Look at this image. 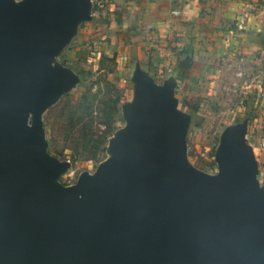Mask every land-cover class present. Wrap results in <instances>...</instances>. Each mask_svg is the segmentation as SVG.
Instances as JSON below:
<instances>
[{
  "label": "water",
  "instance_id": "1",
  "mask_svg": "<svg viewBox=\"0 0 264 264\" xmlns=\"http://www.w3.org/2000/svg\"><path fill=\"white\" fill-rule=\"evenodd\" d=\"M93 0H0V264H264V187L248 119L225 131L217 177L186 164L191 116L173 77L132 73L117 159L58 184L68 162L42 122L76 77L55 56L93 19Z\"/></svg>",
  "mask_w": 264,
  "mask_h": 264
},
{
  "label": "crops",
  "instance_id": "2",
  "mask_svg": "<svg viewBox=\"0 0 264 264\" xmlns=\"http://www.w3.org/2000/svg\"><path fill=\"white\" fill-rule=\"evenodd\" d=\"M111 2L85 31L108 55L117 53L132 73L141 65L158 84L173 77L179 105L242 90L255 100V121L264 118V0ZM189 48L193 64L183 78L177 66Z\"/></svg>",
  "mask_w": 264,
  "mask_h": 264
},
{
  "label": "rangeland",
  "instance_id": "3",
  "mask_svg": "<svg viewBox=\"0 0 264 264\" xmlns=\"http://www.w3.org/2000/svg\"><path fill=\"white\" fill-rule=\"evenodd\" d=\"M22 1L12 0L14 4ZM98 3L100 6L112 4L111 0H93L92 8ZM94 15L97 18L101 16L99 11ZM90 24L91 21L80 22L76 35L55 56L57 63L76 77L72 86L38 115L30 113L26 118L27 127H31L34 119L42 122L48 153L61 162L69 163L57 181L65 187L76 186L82 174L93 175L101 165L117 159L111 150V141L128 126L124 107L134 95L131 80L133 67L123 66L121 57L114 61L107 59L111 56L100 45H95L90 35L85 34ZM118 94L122 101L118 114L114 116L113 132L106 144L101 146V149L105 147V151L92 156L96 148L90 139L108 132L104 125V113H108L110 107L106 103ZM189 99L191 103L188 107L182 103L179 105L191 116L186 137V164L203 176L217 177L216 152L225 131L243 121L250 111L248 137L251 142V135L264 124V118L255 121L256 107L247 104L249 97L245 98L242 90L232 92L221 88L216 94L210 92L208 96H191ZM195 106L198 110H194ZM252 147L257 158L258 184L263 188L264 150L258 149L256 143Z\"/></svg>",
  "mask_w": 264,
  "mask_h": 264
},
{
  "label": "trees",
  "instance_id": "4",
  "mask_svg": "<svg viewBox=\"0 0 264 264\" xmlns=\"http://www.w3.org/2000/svg\"><path fill=\"white\" fill-rule=\"evenodd\" d=\"M97 11H102V7H100V5H98V4L93 8V14H95V12H97ZM93 19H92V21H93ZM184 53L186 54L185 57L181 61H179L178 66H177V68L180 71V74L183 78L186 77V75H188V71L190 70V68L192 67V64H193L192 50L190 48L186 49L184 51ZM106 58L114 61L118 58V54L115 53L114 56L106 57ZM249 100L250 101L247 104L250 107L251 106L256 107L255 106V100H251L250 98H249ZM121 101H122V98H121L120 94H118L115 99L107 101L106 105L110 107V111L108 113H104L105 120H106L104 122V125L107 128L108 132H104V135H100L97 138L90 139V140H93V142L95 144V148H96L95 150H93L92 156H97L100 152L105 151V147L103 149H101L102 148L101 146L106 144L108 138L110 137V135L113 132L114 116L116 114H118V112H119V103ZM194 110H198V106H195ZM248 115L249 116L251 115L250 111L248 112L247 116L244 119H248Z\"/></svg>",
  "mask_w": 264,
  "mask_h": 264
},
{
  "label": "built area",
  "instance_id": "5",
  "mask_svg": "<svg viewBox=\"0 0 264 264\" xmlns=\"http://www.w3.org/2000/svg\"><path fill=\"white\" fill-rule=\"evenodd\" d=\"M251 138V143L253 146L254 143H256L258 144V149L264 150V124H262L260 128H257V130L254 131V133L251 135Z\"/></svg>",
  "mask_w": 264,
  "mask_h": 264
}]
</instances>
